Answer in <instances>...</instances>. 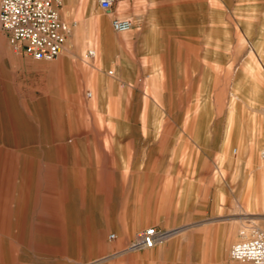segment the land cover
<instances>
[{"label": "rangeland", "instance_id": "1", "mask_svg": "<svg viewBox=\"0 0 264 264\" xmlns=\"http://www.w3.org/2000/svg\"><path fill=\"white\" fill-rule=\"evenodd\" d=\"M120 1L109 17L93 0H61L65 42L51 62L0 31V264H247L228 252L244 227H264V0H143V41L111 30L132 21ZM213 110L222 135L254 117V150L193 145ZM216 207L250 214L228 240L205 225ZM150 228L166 237L129 249Z\"/></svg>", "mask_w": 264, "mask_h": 264}, {"label": "built area", "instance_id": "2", "mask_svg": "<svg viewBox=\"0 0 264 264\" xmlns=\"http://www.w3.org/2000/svg\"><path fill=\"white\" fill-rule=\"evenodd\" d=\"M104 12H110L115 0H93ZM60 0H0V31L8 46L33 61L51 62L60 56L65 32L58 19ZM114 33H126L132 28L129 19L110 21ZM88 58L94 52L88 50ZM89 96V95H88ZM166 236L153 228L139 233L129 249H151ZM246 236V237H245ZM240 240L230 246L228 258L247 264H264V227H244Z\"/></svg>", "mask_w": 264, "mask_h": 264}, {"label": "crops", "instance_id": "3", "mask_svg": "<svg viewBox=\"0 0 264 264\" xmlns=\"http://www.w3.org/2000/svg\"><path fill=\"white\" fill-rule=\"evenodd\" d=\"M143 0H121L119 5H117V12L119 15H123L125 14V4H128V8L131 10V17H132V28L131 30L134 31V35L137 36V39L138 41L140 40H144V39H148V35L150 33L148 32H145V31H142L141 28L143 26V23H144V16H145V12L146 11H140V4L142 3ZM67 3V0H62V5ZM137 4V5H136ZM93 8H97L95 5H93ZM98 10V9H97ZM115 11V8L113 6L112 10L110 12H106L108 14V16L110 17ZM68 14L67 12V9L61 11V18H63V20H65L66 18V15ZM91 14V13H90ZM144 15V16H143ZM112 20V19H111ZM110 20V21H111ZM108 22V21H107ZM196 36L194 37V39L197 41L196 42V47L199 49V54H202V45L203 43L201 42L203 37H202V34L198 32V25H196ZM129 30V31H131ZM108 31V30H107ZM128 31V32H129ZM78 32H79V28L78 27H75L74 30L71 32V36H70V39L68 40L67 44H66V50L67 52L69 53V47L70 45H72V41L73 39H76L77 35H78ZM84 36L86 38V41L84 42V45L83 47L87 46V45H90L91 44V35H90V32H91V28L90 26H86V29H84ZM172 39V34L169 35V40ZM199 41V43H198ZM170 45V43H169ZM171 46V45H170ZM95 51V53H98V56H99V50L97 47H94L93 49ZM147 52H150V49L149 48H143V57L146 56V53ZM165 55L169 56L170 58V61L169 63L165 62V66L164 67H172V62H171V56H172V50H171V47L165 49ZM84 57V58H83ZM85 58L86 56H82L81 54V64L83 67H81L83 70L87 69L86 65V62H85ZM99 63L101 64V60L99 61ZM182 64V63H181ZM112 65V64H111ZM183 67H186L184 65V63L182 64ZM181 65V67H182ZM116 67H120L119 66V63H118V66L116 65ZM121 67H124V66H121ZM133 67H140V65L138 64L137 66V63L134 64ZM212 82L214 83V81H219V67H214V60H213V67H212ZM101 81L102 83L104 84L105 80L101 78ZM218 85V84H217ZM207 120L210 121V123L208 124V126H206L207 128H204L203 130L202 129H195L194 130V133H192L193 135V140L196 142V143H193V145H197V146H200V145H207V146H218L220 144H226V143H231L234 147H237L239 145H247L248 148H244V150H247V151H252L254 150L253 146L255 145L256 143V136L255 135V123H254V120L255 118L254 117H251V118H244V117H241V118H237V123H235L233 126V130L231 129L229 131V133H225L224 135H222L220 133V128H217L218 126V118L214 115V110L212 112V115L210 118H208ZM259 137H260V142H261V145L262 143H264V114L262 115V118H261V124L259 126ZM249 146H252L249 148ZM257 196V195H256ZM259 197V198H258ZM257 199H261L262 202L260 204H264V197H263V189H262V192L260 195L257 196L256 200ZM257 203V202H256ZM213 213H210V216L213 215L212 217V221L210 223H206L205 225H208L210 224L211 226L213 227H216L217 229L219 230H224V231H227V235L225 236V239H229L230 238V234L231 232L234 231V228H235V224H236V221H237V215L239 216H247V215H250L249 213H237L235 210H232L231 208H221V207H216L215 209H211ZM226 210V211H224ZM217 212V213H216ZM224 238V236H223ZM224 251H225V245H222L221 246V250L218 252V255L217 258L219 260H222L223 259V254H224Z\"/></svg>", "mask_w": 264, "mask_h": 264}, {"label": "bare ground", "instance_id": "4", "mask_svg": "<svg viewBox=\"0 0 264 264\" xmlns=\"http://www.w3.org/2000/svg\"><path fill=\"white\" fill-rule=\"evenodd\" d=\"M60 4H61V0H60ZM93 52H94V56H93V58H95L96 57V53H95V51L94 50H92ZM86 58L88 59V57H87V55H86ZM236 152V151H235ZM166 237V236H165ZM155 246V245H154Z\"/></svg>", "mask_w": 264, "mask_h": 264}]
</instances>
